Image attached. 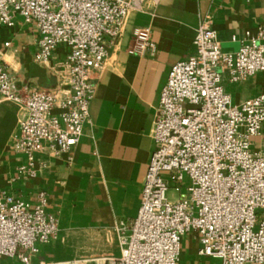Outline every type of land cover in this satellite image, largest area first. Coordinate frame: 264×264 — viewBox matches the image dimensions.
I'll return each mask as SVG.
<instances>
[{"label": "built area", "instance_id": "built-area-1", "mask_svg": "<svg viewBox=\"0 0 264 264\" xmlns=\"http://www.w3.org/2000/svg\"><path fill=\"white\" fill-rule=\"evenodd\" d=\"M141 1L0 0V25L11 28L17 14L37 30L36 64L48 66L60 45L68 49L53 89L20 96L0 67V102L12 101L26 112L13 143L26 160L19 175L35 177L41 154L72 162L106 46L121 36ZM132 37L128 54L155 53L149 29L136 28ZM261 72L263 29L245 32L238 51L226 53L211 21L200 19L192 53L172 66L161 88L140 206L130 224L119 222L121 255L108 264H177L181 239L189 233L198 239L200 257L264 264V138L254 142L264 131V93L233 105L223 87L224 76L238 84ZM185 178V196L169 201L168 184ZM46 203L43 192L35 204L0 192V264L3 258L32 264L37 245L55 239L58 223Z\"/></svg>", "mask_w": 264, "mask_h": 264}, {"label": "crops", "instance_id": "crops-1", "mask_svg": "<svg viewBox=\"0 0 264 264\" xmlns=\"http://www.w3.org/2000/svg\"><path fill=\"white\" fill-rule=\"evenodd\" d=\"M202 18L211 21L221 51L235 53L245 32L264 30V0H142L121 36L106 46L89 120L70 164L65 156L41 154L36 156L35 177L19 175L26 160L13 143L26 112L12 101L0 102V192L29 204L45 193V211L58 223L55 239L37 245L32 264H108V259H119L117 227L121 221L130 224L140 206L161 88L172 66L192 53ZM13 23L11 28L0 25V67L8 73L12 89L21 96L34 88H55L68 49L56 47L49 65L40 66L34 61L37 30L17 14ZM136 28L150 30L152 56L128 54ZM223 87L232 104L239 105L264 93V72L238 84L224 76ZM263 138L264 131L254 140L256 146ZM184 196L181 192L178 199ZM198 247L194 233L184 235L177 264H214V259L198 256ZM1 264L21 263L3 258Z\"/></svg>", "mask_w": 264, "mask_h": 264}, {"label": "rangeland", "instance_id": "rangeland-1", "mask_svg": "<svg viewBox=\"0 0 264 264\" xmlns=\"http://www.w3.org/2000/svg\"><path fill=\"white\" fill-rule=\"evenodd\" d=\"M188 185H189V180L187 178H185L183 183L180 185L175 183H169L167 187L166 198L169 201H176L179 198L180 193L185 192L184 189ZM214 264H221V260L214 258Z\"/></svg>", "mask_w": 264, "mask_h": 264}]
</instances>
